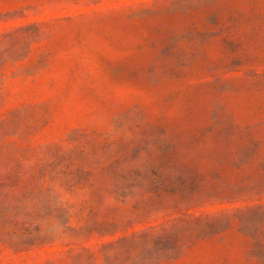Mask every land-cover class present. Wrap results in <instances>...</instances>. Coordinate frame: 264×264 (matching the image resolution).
<instances>
[{
	"label": "rangeland",
	"instance_id": "1",
	"mask_svg": "<svg viewBox=\"0 0 264 264\" xmlns=\"http://www.w3.org/2000/svg\"><path fill=\"white\" fill-rule=\"evenodd\" d=\"M0 264H264V0H0Z\"/></svg>",
	"mask_w": 264,
	"mask_h": 264
}]
</instances>
